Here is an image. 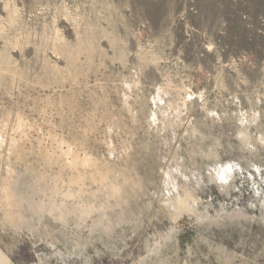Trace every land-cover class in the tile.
<instances>
[{
	"label": "rangeland",
	"instance_id": "1",
	"mask_svg": "<svg viewBox=\"0 0 264 264\" xmlns=\"http://www.w3.org/2000/svg\"><path fill=\"white\" fill-rule=\"evenodd\" d=\"M7 264H264V0H0Z\"/></svg>",
	"mask_w": 264,
	"mask_h": 264
},
{
	"label": "crops",
	"instance_id": "2",
	"mask_svg": "<svg viewBox=\"0 0 264 264\" xmlns=\"http://www.w3.org/2000/svg\"><path fill=\"white\" fill-rule=\"evenodd\" d=\"M6 257L0 252V264H7Z\"/></svg>",
	"mask_w": 264,
	"mask_h": 264
}]
</instances>
